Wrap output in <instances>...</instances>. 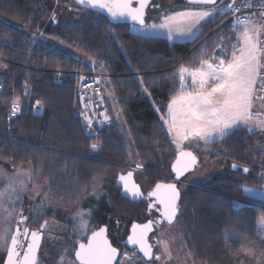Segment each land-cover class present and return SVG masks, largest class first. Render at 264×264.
<instances>
[{"label": "trees", "instance_id": "1", "mask_svg": "<svg viewBox=\"0 0 264 264\" xmlns=\"http://www.w3.org/2000/svg\"><path fill=\"white\" fill-rule=\"evenodd\" d=\"M53 2L0 0V57L6 64L0 94V157L15 169L31 166L70 207L103 181L110 204L101 206L96 221L99 225L110 220L115 229L118 219L130 224L146 216L145 201L125 198L116 184L118 174L130 169L131 156L140 162L145 193L160 181L173 180L171 165L179 151L160 116L179 92L180 68H197L220 48L219 34L213 31L225 13L205 22L196 39L171 42L135 33L130 24H113L89 11L78 25L48 22ZM40 32L83 56L77 59L62 53L45 39L34 43L30 35ZM87 57L94 58L97 66L85 61ZM56 69L65 71L62 83L55 80ZM93 69L110 79L133 153L119 124L92 136L82 123L76 72ZM15 98L23 102V113L12 118L9 111ZM93 144L99 148L93 150ZM203 145L211 159L223 158L240 168L182 191L177 221L187 247L197 264H258L259 254L252 259L226 232L235 231L264 250L258 223L264 218V199L245 194L242 187L246 181H255L250 177L253 170L264 173V132L240 127L224 139ZM243 167L249 171L244 173ZM46 219L48 244L59 239L69 224L57 216Z\"/></svg>", "mask_w": 264, "mask_h": 264}, {"label": "snow or ice", "instance_id": "2", "mask_svg": "<svg viewBox=\"0 0 264 264\" xmlns=\"http://www.w3.org/2000/svg\"><path fill=\"white\" fill-rule=\"evenodd\" d=\"M78 3L96 12H106L113 21L130 20L134 26L139 25L138 28L134 27L137 33L147 34L151 30L166 29L169 38L176 33L193 35V29L201 21L216 14H223L228 10L233 14L237 13L241 7L240 5H225L224 8H217V0H190V3L194 5L213 7L210 10L177 12L174 15L165 16L164 22L159 25H148L145 20V10L149 5V0H78ZM245 6L251 7L252 5L246 4ZM260 7L264 9V3ZM237 23L242 24L243 28L236 38V44L231 45L232 51L226 54L230 58L214 56L211 60L203 59L200 66L195 69L181 67L177 73L179 92L171 97L166 106L167 118L165 119L163 114L160 116L167 133L173 137L172 142L179 149L172 166L177 181L197 164V157L191 151L185 150V142H187V147H195L199 141L205 144L212 143L215 140L224 139L232 133L233 129L240 126H245L249 132L254 129L264 131V115L259 111H253L254 101L264 100V95H258V92L264 93V39H262L264 11L259 13L256 21L250 18L245 20L237 18ZM144 91L147 92V89ZM39 103L37 101L38 105ZM88 107V103H85L86 110ZM19 111L20 102L17 98L12 101L11 114L14 116ZM101 115L103 120L97 123L110 122L106 111ZM85 121L91 127L92 117L86 115ZM96 148L97 145L93 144L92 149L96 150ZM137 167L141 166L137 165ZM232 167L236 168L237 165L234 164ZM248 171V168H243L244 173ZM0 176L7 177V173L0 170ZM119 180L125 193L131 194L133 198L143 196L140 186L133 180L131 171L126 175H120ZM8 185L13 191H15L13 185L18 186L21 191L26 187L24 180L13 181L11 178H8ZM242 187L247 195L264 196V190ZM4 195L5 193L0 192V196ZM153 197L155 199L150 202L149 208H154L160 214V218L142 225L133 224L131 235L127 240L128 244L137 246L139 253H142L144 264H154L155 261L161 260L162 255L169 260L172 258L168 242L164 240L155 241L160 245V251L154 253L153 243L149 242V233L153 232L154 225L165 222L171 225L177 220L180 212V190L176 183H157L155 189L149 193V198ZM27 219V217H22L21 223ZM80 219L79 231L86 233L88 226L83 220V215ZM258 223L261 231H264V218ZM106 233V228L92 231L87 243H79L78 249L75 250V260L78 264H124L117 260L119 255H123L124 261L135 257V253L132 256L128 252L121 254L116 247H113ZM40 240L39 231H30L28 228L21 231L18 226L15 234L10 237L8 230L0 233V244L5 247L7 255L6 264H37ZM23 241H29L26 248ZM261 242L264 243V238ZM244 251L247 255H255L252 247ZM61 260L64 261V257Z\"/></svg>", "mask_w": 264, "mask_h": 264}, {"label": "rangeland", "instance_id": "3", "mask_svg": "<svg viewBox=\"0 0 264 264\" xmlns=\"http://www.w3.org/2000/svg\"><path fill=\"white\" fill-rule=\"evenodd\" d=\"M168 1L170 3L180 2V0H168ZM155 2L159 4V3H163V0H155ZM230 2L231 0H219L216 7L224 8V6L229 5ZM53 3L54 5L52 7L51 17L50 19H48V22H50V20L52 21L55 19L56 22H69L71 24L78 25L81 24L88 15H90L87 11H84L82 9H78V8L70 9L67 5L63 4L59 0H54ZM184 3L188 6L191 5L187 1H185ZM197 6L198 5L195 6L196 7L195 9L197 10L200 9L210 10L213 7V6H198V7ZM220 15L222 14H216L213 15L212 17H220ZM149 17L151 16L148 14V18ZM146 23L148 25L151 24L159 25L163 22L159 23L150 20L149 22ZM134 27L138 28L139 25L134 26L133 24H130L131 31L137 33L136 31H134ZM203 28L204 26L199 28V25H197L196 28L193 29V35H188V34L180 35L179 33H176L172 36V38L174 40L175 39L180 40L182 38H188L190 40H193L196 39L202 33ZM237 28H238L237 29V36H238L239 32L243 28V25ZM197 29H199V31H197ZM138 34L144 36L169 37V34L166 29H156V30H151L147 34H142V33H138ZM263 37L264 36H262V38ZM40 38L49 41V43H51L52 48H55L56 50H59L62 53L69 54L72 56L75 55L77 59H79L80 56H83V54H77L76 50L74 51L69 49V47L64 45L62 41L54 39L52 36L46 33L40 32V33H32V35H30V39H32L34 43H36ZM222 48L224 47L220 46L219 49ZM218 50L215 52L213 57L214 56L224 57L225 55ZM73 51L75 54L72 53ZM231 51L232 48L227 49V53H230ZM225 58L229 59L230 56L226 55ZM85 61L91 62L92 66H97L96 63L97 61L94 58L87 57ZM107 107L110 113V117L112 119V124L110 125V127H105V128L110 129L112 126L119 124L120 128L122 129V132L125 134L126 142L129 146V149L133 153L132 142H130L125 127L126 125L123 122V119L121 118L120 106L118 104V101L117 103L114 104L107 103ZM166 118L167 116L165 115V119ZM234 130L236 129H233L232 132ZM254 130L260 131L259 129H254ZM203 144H204L203 141H199L197 146H195L197 148L196 152L200 157V165L194 172L187 175L186 178L183 179V181L179 182V187L182 191H184L186 187L190 184H203L212 178L223 176L224 174L228 173L230 169H233L232 165L234 163L230 165L226 159L223 158L211 159L207 154L204 153L203 150L205 146ZM98 148L99 147L97 146L96 149ZM188 148L190 147H187V142H185V149ZM138 164H140L138 158L135 157L134 155L131 156V164L129 165V167L130 169L136 170L137 181L142 185V187L143 186L146 187L147 185L142 175V172L139 171L137 168ZM0 170H3L4 172L7 173V177L0 176V192L5 193L4 196H0V233H3L5 230H8L9 237L13 235L18 219L21 216H25V215H27V218L29 220L28 225L36 228L38 226H42V223L49 215L62 218L69 224V226L66 229V231L62 233V237H59L60 239H55L53 240L54 242H51L52 244L55 245L61 244L59 249L57 248V250L55 251L56 254L55 260L47 261L41 258L38 264H77L72 259V252H73L72 249L76 247V244H78L80 240L86 238L88 234L94 228L97 227L98 223L96 221V216L101 206L105 204H110V198L105 183L103 181L98 182L97 185L94 187L90 196H88L87 198H85L80 202H77L76 205H74L73 207H70L69 202L63 200L61 201V198L56 197L57 193L52 192L50 181L41 179L40 176L33 171L31 166L24 165L18 169H15L7 160H4L2 157H0ZM252 172L253 173L250 174L251 175L250 177H252V179H255V181L252 182L246 181L242 183V186H247L248 188H252V189L264 190V180H263L264 173L258 174L254 170ZM29 176L31 177L30 179ZM8 178H11L13 181L24 180L26 187L24 188L23 191H21L18 186L13 185V188L15 189V191H13L12 188H9ZM256 179L259 181H257ZM255 197L264 199V196H260V195H255ZM66 202L69 205H67ZM22 210H24L25 213H22ZM9 213H11V215H9ZM81 215H83V220L87 223L88 226L86 233H81L79 231V225L81 223V219H80ZM122 222L124 221L120 219L115 221V231H116L115 233L117 235H119L118 232L121 229V227L124 226L121 224ZM259 231L262 240V238H264V231H261L260 225H259ZM153 236H154L153 243L155 244L154 245L155 253H159L160 251V245L156 244L155 241L164 240L168 242L172 257L169 260L162 255L161 260L155 261L154 264H197L196 261L194 260L193 255L191 254V252L187 247V243L184 239L183 231L178 221H176L171 225L166 223ZM226 236L230 239L231 238L234 239L239 244V249L241 248V250L245 254L246 251L244 250L248 249L249 247L254 248L255 255L259 254L260 256V258L258 259L259 261L258 264H264V250L262 249V247H257V244H253L252 242H250V240L247 237L241 236L235 231H227ZM51 243L48 242V244ZM9 244H10V239H9ZM125 252H128L130 256H132V254L135 253V257L129 261H124V257L122 255L120 261L124 262V264H144V260L142 259V255L139 253V251L124 248L122 254ZM5 255H6L5 247L2 244H0V264L4 260ZM255 255H248V256H251L252 259H254ZM62 257H64V261L61 260Z\"/></svg>", "mask_w": 264, "mask_h": 264}, {"label": "built area", "instance_id": "4", "mask_svg": "<svg viewBox=\"0 0 264 264\" xmlns=\"http://www.w3.org/2000/svg\"><path fill=\"white\" fill-rule=\"evenodd\" d=\"M264 3V0H235V4H233V0H231L229 5L235 6L240 5V11L237 13H232L230 10L226 11L225 16L221 20L220 24L213 31V33L219 34L220 38V46L224 48H232L231 45L236 44L237 42V27L242 26V24L237 23V18L241 20H245L246 18H250L252 20H258L259 13L264 11L260 7V5ZM246 4H251V7H246ZM264 39V37L262 38ZM5 59L0 57V94L3 88V82L5 79L4 68L2 67ZM6 65V64H5ZM55 80L58 83L63 82V75L65 71L63 69H56L54 72ZM77 76V95L80 102V117L82 119V123L89 135H97L99 131L105 127H110L112 124V119L110 117V113L107 107V102L104 97V82L103 79L105 74L97 69L93 70H79L76 72ZM259 87V85H258ZM258 95H264V93H259ZM101 96L103 100L101 101ZM15 98L14 100H16ZM19 99V98H18ZM20 102V111L16 115L11 114L12 105L10 107V117H18L23 113V102L19 99ZM85 103H88L89 107L85 109ZM106 114L110 118V122L99 124L97 121H102L103 116L101 113ZM254 112L259 111L262 115H264V100H255L254 102ZM92 117V125L89 127L86 124L85 116Z\"/></svg>", "mask_w": 264, "mask_h": 264}, {"label": "flooded vegetation", "instance_id": "5", "mask_svg": "<svg viewBox=\"0 0 264 264\" xmlns=\"http://www.w3.org/2000/svg\"><path fill=\"white\" fill-rule=\"evenodd\" d=\"M67 6H68L70 9L78 8V9L86 10V11H89V12H93V11H91V10H88V9H85V8L80 7V6L77 5L73 0H71V3H69ZM152 10H153V3L151 4V7H150V10H149V13H151ZM94 13H96V12H94ZM54 20H55V19H54ZM147 192H148V191H147ZM144 201H145V212H146V216H145V218H143V219H140V220H134V221L145 222V221H148V220H153V221H155V220L159 219V218H160V214H159L154 208H149V204H150V202H151L152 200H151V201L144 200ZM22 213H25V211L22 210ZM25 216L27 217V215H25ZM46 220H48V219H45L44 222H45ZM134 221H133V222H134ZM28 222H29V220H27V222H25V224L21 226L22 231H23L24 228H27V227L30 228V231H32V230H38V229H40V227H41V226H38L37 228H36V227H32V226L28 225ZM44 222H43V223H44ZM133 222H131L130 224L127 223V222H122L121 224L124 225V226L121 227V229L119 230V232H118L119 235H117V234L115 233L116 231H114L115 229L112 227L113 224H112L110 221H108V220L106 221V223H101V224L97 225V227L94 228L92 231H96V230L100 229L102 226H107V235H108L109 239L111 240L113 246L119 248L120 253L122 254V251H123L124 248L130 249V250H137V249H131V248H129V247L125 244V241H126L128 235L130 234V228H131V225H132ZM43 223H42V224H43ZM48 223H49V220H48ZM165 224H166V222L163 223V224L154 225V226H155V230H154L153 233L150 235V239H151L152 243H153V239H154V236H153V235H154V234H155V233H156V232H157V231H158L163 225H165ZM47 230H48V227H47L46 231L44 232L43 242H42V244H41V247H40V250H39V253H38V256H37V264H38V262H39V260H40L41 258L44 259V260H47V261H53V260H55V258H56L55 251L57 250V248L59 249V247L61 246V244H57V245L52 244V243H51V244H44V241H45V239H46V232H47ZM92 231L88 234V236H87L86 238H83L82 240H80V241L78 242V244H76V247H75L74 249H72V251H73V252H72V259H73L77 264H78V261L75 260V250L78 249V247H79V243H80V242H85V243H86V242L88 241V239H89V237H90ZM58 235H59V234H58ZM59 237H62V234H60ZM21 239L23 240V237H21ZM29 239H30V238H29ZM59 239H60V238H59ZM28 242H29V241H23V243H24V245H25V248H26ZM153 245H155V244L153 243ZM21 251H23V249H22ZM137 251H138V250H137ZM6 256H7V255H5V258H4V260L2 261L1 264H4V263H5ZM121 256H122V255H120L118 261H120Z\"/></svg>", "mask_w": 264, "mask_h": 264}, {"label": "water", "instance_id": "6", "mask_svg": "<svg viewBox=\"0 0 264 264\" xmlns=\"http://www.w3.org/2000/svg\"><path fill=\"white\" fill-rule=\"evenodd\" d=\"M73 1H74L77 5H79L80 7L85 8V9H88V10H91V9H90L89 7H87V6L80 5V4L78 3V0H73ZM153 1H154V0H149V5H148V7H147L146 10H145V20H146V22H147V18H148L149 10H150V7H151V4L153 3ZM186 1H187L189 4H191V3H190V0H186ZM218 2H219V0H217V3H218ZM191 5H194V4H191ZM199 6H204V5H199ZM207 6H211V5H207ZM91 11L96 12V11H94V10H91ZM96 13H99V14H101L102 16L106 17L107 20H108L110 23H113V24H120V23L133 24V22H131L130 20H127V19H117V20L113 21V20L111 19V17H109V16L107 15L106 12H96ZM185 150H187V151H191V152L197 157V164L194 166V168H193L191 171L185 173V175H184L183 177H181L179 181H177L176 178H175V172H174L173 167H172V166L174 165V163H175L176 158H177V155H178V153H177L176 158H175V160L173 161V163H172V165H171V171L173 172V180L170 181V182H163V181L158 182V183H165V184H169V183H176V184H177V186H178V188H179V190H180V201H179L180 208H181V201H182V190H181L180 187H179V182L183 181V179L186 178L187 175H189L190 173L194 172V171L198 168V166L200 165V157H199L198 153H197L196 151L190 149V148L185 149ZM234 164L237 165V167H236V168H233V170H237V169L240 168V165H239V164H237V163H234ZM234 164H233V165H234ZM137 168H140V167H137ZM243 168H245V167H243ZM129 171H131V172L133 173V180H134V182L140 186V190H141V192L143 193V196H142V197L133 198V197L131 196V194H129V193H125V191H124V189H123V187H122V185H121V182H120V180H119V177H120V175H126ZM116 184H117L118 187L121 188V193H122V195H123L125 198H127V199H129V200H131V201L139 202V201H144V200L151 201V200H154V199H155L154 197L150 199V198H149V193L152 192V191L155 189V186H156L157 183L155 184V186H154L151 190H149L148 192L145 193L144 190H143L142 185L137 181V178H136V170H135V169H129L128 171H126V172H124V173H123V172L119 173V174H118V177H117ZM179 214H180V212L178 213V216H179ZM22 217H26V216H21V217L18 219V221H17V225L15 226V230H16V227H17V226L21 229V226L24 225L25 222H27L28 219L25 220V221H23V223H21V218H22ZM177 219H178V217H177ZM148 221H150V220H148ZM148 221H145V222L134 221V222L132 223V225H131V228H130V234H129V235H131V229H132L133 224H141V225H142V224L147 223ZM176 221H177V220H176ZM176 221H174L173 223H175ZM173 223H172V224H173ZM42 225H44V227H40V229H38V230H32V231H39V232L41 233L40 247H41V244H42V242H43L44 232L46 231V229H47V227H48V220H46ZM27 228L30 230L29 227H27ZM101 228H106V229H107V226H102ZM101 228H100V229H101ZM100 229H98V230H96V231H99ZM15 230H14L13 235L15 234ZM154 230H155V226H154ZM154 230H153V231H154ZM21 231H22V229H21ZM152 233H153V232L149 233V242H150V243H152V241H151V239H150V235H151ZM106 234H107V233H106ZM129 235H128V236H129ZM90 236H91V235H90ZM107 237H108V235H107ZM89 238H90V237H89ZM108 239H109V237H108ZM29 240H30V239H29ZM127 240H128V237H127V239H126V241H125V244H126L129 248H131V249H137V250H138L137 246H133V245H131V244H128V243H127ZM109 241L111 242L110 239H109ZM84 243H85V242H84ZM86 243H87V242H86ZM111 243H112V242H111ZM112 245H113V244H112ZM40 247H39V249H38L37 256H38V253H39ZM113 247H115V246H113ZM116 248H117V247H116ZM117 249L119 250V248H117ZM153 251H154V253H155V246H154V245H153ZM119 252H120V250H119ZM140 254L142 255V253H140ZM119 257H120V255L117 257V260L119 259ZM6 261H7V256H6V259H5V263H4V264H6Z\"/></svg>", "mask_w": 264, "mask_h": 264}, {"label": "crops", "instance_id": "7", "mask_svg": "<svg viewBox=\"0 0 264 264\" xmlns=\"http://www.w3.org/2000/svg\"><path fill=\"white\" fill-rule=\"evenodd\" d=\"M156 2L153 3V10H152L151 13H149V15L151 17H149L147 19V22H149L151 20L153 22L161 23V22H164L165 16L174 15L175 13L181 12V11L197 10V9H195L196 5H190V6L186 5L184 3L185 0H180V2H178V3H170L168 0H163V3H159V4H157ZM211 18L212 17L207 18L204 21H201V23L199 24V28H201L204 25V23L207 22ZM163 37H165V36H163ZM165 38H167L171 42H174V41H191L188 38H182L180 40L179 39H175L174 40L173 38H169V37H165ZM227 49H231V48H227ZM227 49L226 48H222V49H219L218 51H220L222 54H224L226 56ZM183 67H187V66H183ZM187 68L195 69V68H191V67H187ZM103 81H104V97L106 99V102L107 103H112V104L117 103V98H116L115 93L113 92V88H112L110 79L107 78V77H104ZM188 82L190 84V80ZM77 114L79 115V112H77ZM240 127H245V126H240ZM240 127H238V128H240ZM253 131H256V130H253ZM171 139L173 141V137L172 136H171ZM175 146H176V144H175ZM176 148H177V146H176Z\"/></svg>", "mask_w": 264, "mask_h": 264}]
</instances>
